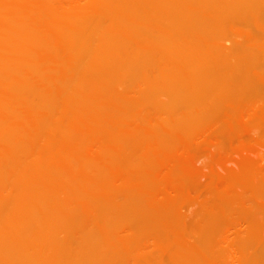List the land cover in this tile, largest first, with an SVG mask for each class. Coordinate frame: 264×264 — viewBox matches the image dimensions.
<instances>
[{
  "label": "bare ground",
  "instance_id": "bare-ground-1",
  "mask_svg": "<svg viewBox=\"0 0 264 264\" xmlns=\"http://www.w3.org/2000/svg\"><path fill=\"white\" fill-rule=\"evenodd\" d=\"M0 264H264V0H0Z\"/></svg>",
  "mask_w": 264,
  "mask_h": 264
}]
</instances>
